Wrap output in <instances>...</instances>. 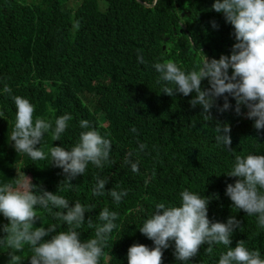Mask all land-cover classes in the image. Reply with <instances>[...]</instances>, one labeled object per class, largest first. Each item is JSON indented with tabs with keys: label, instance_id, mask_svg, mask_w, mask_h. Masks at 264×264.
Here are the masks:
<instances>
[{
	"label": "trees",
	"instance_id": "obj_1",
	"mask_svg": "<svg viewBox=\"0 0 264 264\" xmlns=\"http://www.w3.org/2000/svg\"><path fill=\"white\" fill-rule=\"evenodd\" d=\"M154 1L0 0V185L13 183L20 169L37 188L64 197L71 206L79 201L88 210L86 221L90 217L100 223L97 217L106 207L118 212L117 228L100 264H128V250L134 244L154 248L139 229L157 203L180 206L183 190L210 198L212 222L227 223L233 216L242 222V231L233 232L231 248L244 241L246 248L259 250L264 258V229L257 228V217L233 208L226 195L227 185L238 179L226 175L235 155H264V130L255 129L246 106L238 115L236 101L228 94L231 109L221 113L214 107L212 121L205 122L202 107L189 103L195 93L187 97L164 94L153 67L171 60L190 72L202 65L203 54L209 61L231 56L237 43L234 28L213 10L215 0H159L149 8ZM5 84L10 94L3 92ZM208 87L205 79L202 89ZM13 96L26 98L34 106L33 123L43 119L51 124L37 145L45 159L33 160L16 152L11 140L16 115ZM224 103V97L217 100L219 107ZM65 114L72 119L55 141V121ZM81 120L90 127L81 128ZM216 122L231 126V151L216 146ZM89 130L111 140L110 162L102 169L90 163L83 175L72 180L74 187L58 192L66 177L62 169L52 166L50 150H71L81 132ZM141 144L146 145L143 150ZM131 163L138 164L143 183L131 174ZM97 177L108 182L103 196L92 194ZM113 188L128 192L119 205L107 194ZM36 213L33 230L55 224L57 231H67V225L47 211L37 207ZM8 223L0 215V239L6 235L2 226ZM78 231L83 242L94 237L95 229L85 222ZM170 245L163 250V264H183L175 258L174 242ZM206 247L188 264H218L220 254L228 250L215 245L213 253L206 255ZM13 252L20 256L19 264H29L34 254L27 244L19 251L0 245V264H9Z\"/></svg>",
	"mask_w": 264,
	"mask_h": 264
},
{
	"label": "clouds",
	"instance_id": "obj_2",
	"mask_svg": "<svg viewBox=\"0 0 264 264\" xmlns=\"http://www.w3.org/2000/svg\"><path fill=\"white\" fill-rule=\"evenodd\" d=\"M158 1H154V4L157 5ZM213 10L222 13L226 23L234 28L237 43L233 45L231 56L222 55L218 60L213 58L209 61L203 54L202 65L190 72L181 70L171 60L157 62L153 65L159 73L156 82L162 86V92L170 97L177 93L185 97L195 93L189 103L193 108L202 107L201 117L205 122L212 121L214 107L221 113L231 109L228 102L230 95L236 101L235 112L241 114V106H246L247 118L255 121V129L264 130V0H215ZM184 16L183 13L182 18ZM212 26L217 27L215 21ZM138 60L145 63L142 56H138ZM229 69L233 70L231 75ZM205 79L210 87L202 89ZM11 91L5 84L3 92L10 94ZM220 97L225 100L223 107L217 105ZM12 99L16 115L11 140L16 152L25 153L33 160L45 159L44 152L37 145L52 127L51 124L43 119H36L33 123L35 109L30 101L21 96H13ZM71 119L70 114L56 119L53 140H60ZM80 127L89 128V122L81 120ZM132 131L136 132V129ZM214 131L217 134L216 146H224L231 151V126L216 122ZM145 147L144 144L140 145L141 150ZM111 150V140L102 137L96 130L81 132L78 143L71 150L52 147V166L62 169L66 177L58 192L74 187L72 180L83 175L90 163L102 169L110 162ZM131 169L138 172V164L131 163ZM16 171L18 179L0 185V215L9 221L2 226L6 235L0 239V245L17 251L22 250L25 244L30 245L34 254L29 264H100L111 233L117 228L115 221L119 213L106 207L97 217L100 223H94L90 217L86 221L88 210L79 201L71 206L64 197L37 188L23 171ZM226 175L238 178L234 185L228 184L226 188V195L233 202L232 207L242 210L247 216H256L257 228L264 229V155H235L232 169ZM107 184L105 179L97 177L92 194L105 195ZM107 194L119 205L128 192L113 188ZM179 195L180 206H166L165 203L155 205L156 211L139 229L155 246L150 249L142 244L132 245L127 254L128 264H163V250L171 246L170 241L175 244L176 260L183 264L196 257L202 246L207 245L205 254L211 255L214 246L220 244L228 250L220 254L218 264H264L261 252L250 251L244 241H239L235 248L230 247L234 230L240 228L242 231V222L235 216L230 217L227 223L212 222L208 218L210 198L188 190L181 191ZM37 207L66 224L67 231H57L55 224L33 230L38 220ZM85 222L88 228L95 231L94 237L82 242L78 229ZM49 236L50 239H46ZM19 262L20 256L10 253L9 264Z\"/></svg>",
	"mask_w": 264,
	"mask_h": 264
},
{
	"label": "rangeland",
	"instance_id": "obj_3",
	"mask_svg": "<svg viewBox=\"0 0 264 264\" xmlns=\"http://www.w3.org/2000/svg\"><path fill=\"white\" fill-rule=\"evenodd\" d=\"M30 1L35 2V0H30ZM76 1H78V0H71V3L74 4ZM131 174L133 176L137 177L140 180L141 183H143L145 181V176L142 173L140 168H138V172L131 171Z\"/></svg>",
	"mask_w": 264,
	"mask_h": 264
},
{
	"label": "water",
	"instance_id": "obj_4",
	"mask_svg": "<svg viewBox=\"0 0 264 264\" xmlns=\"http://www.w3.org/2000/svg\"><path fill=\"white\" fill-rule=\"evenodd\" d=\"M155 1H158V0H155ZM154 6H155V4L153 6H151V7H154ZM164 49H165V47H164Z\"/></svg>",
	"mask_w": 264,
	"mask_h": 264
}]
</instances>
